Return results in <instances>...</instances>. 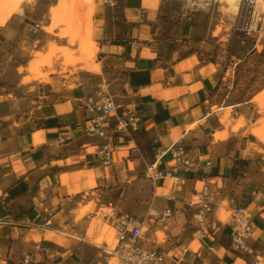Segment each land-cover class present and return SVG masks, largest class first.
<instances>
[{
    "label": "crops",
    "instance_id": "obj_1",
    "mask_svg": "<svg viewBox=\"0 0 264 264\" xmlns=\"http://www.w3.org/2000/svg\"><path fill=\"white\" fill-rule=\"evenodd\" d=\"M141 7L149 8L153 19L159 0H141ZM100 15L99 65L79 73L88 79L91 71L99 70L100 75L73 88L39 82L38 95L51 93L33 104L11 107L8 97L0 102V111L14 112L0 117V264H102L96 254L86 257V252L98 250L86 233L92 217L110 207L102 216L113 226L122 213L146 217L144 245L171 249L175 258L166 264H264V141L251 131L264 118V110L254 103L233 106L229 124L221 120L225 108L214 107L213 93L223 74L220 69L215 79L207 64L218 65L211 57L219 47L199 49L206 37L192 38V25L183 37L168 41L157 37L152 21L142 18L123 41L111 34L104 25L106 16ZM125 18L138 19L133 11ZM1 28L4 32L6 25ZM15 70L8 71V81ZM103 75L119 109L132 111L140 120L129 134L109 137L115 146L109 165L97 155L105 137L87 131L80 104L98 90ZM8 81L0 87V96ZM7 94L37 96L13 87ZM240 116L245 125L233 130ZM217 132L227 136L215 137ZM35 135L41 141L35 142ZM178 141L191 151L193 161L190 172H179L181 184L168 176L148 177V165ZM134 144L139 148L135 153L130 151ZM168 160L167 155L159 158L157 169H168ZM204 184L216 192V201L201 224L190 199ZM89 203L92 209L81 215ZM237 206L250 211L254 226L246 251L231 248L230 220L219 217L222 209L231 214ZM168 207L172 212L165 215ZM212 222L215 226L208 227Z\"/></svg>",
    "mask_w": 264,
    "mask_h": 264
},
{
    "label": "rangeland",
    "instance_id": "obj_2",
    "mask_svg": "<svg viewBox=\"0 0 264 264\" xmlns=\"http://www.w3.org/2000/svg\"><path fill=\"white\" fill-rule=\"evenodd\" d=\"M114 1L115 3L111 5L105 3L104 0H94L102 12L94 15V30L97 32V35H94L95 40H97L99 33L100 14L106 16L104 25L107 26L111 34L121 38L123 41L130 38L132 25L139 22L142 18L152 21V30H157V37L168 41L183 37L182 35L185 32H189V26L192 25V38L196 35L198 39L206 37L204 44H217L219 47L218 52L211 57L212 60L218 62L223 74L220 84L216 86L213 93L214 107L216 109L230 107L228 119L231 118L233 106L254 103L260 111L264 110V108L260 107L259 102L255 101L264 90V33L262 35L257 34L254 39L242 43L240 37L234 31L233 24L238 21L244 0H241L239 12L233 20L225 14L224 7H222L223 4L219 3V0H193L199 5L187 0H159L155 19H149V8H142L141 0ZM206 1H209L210 4L206 5ZM52 2L66 4L68 0H33L31 2L27 0H0V87L5 84L4 82L8 81L5 78L8 71L16 68L15 76L8 81L9 84L4 89V96H0V102L5 97H8L12 101L11 107L14 105L18 107L20 103L33 104L36 99L51 93L38 95L39 82H51L56 88H73L79 84H88L100 75L99 70L90 72L91 79L79 74L95 68L80 69L82 65L86 64V62L81 60L80 39L84 33L82 25L75 24L72 26L61 23L53 25L51 31L45 30L44 26L49 24L47 12ZM20 8L23 9L22 13L18 12ZM128 11H133L138 19L133 22L128 21L125 18V13ZM138 11L141 12L139 13ZM183 11L187 13L186 17L182 14ZM5 25L6 30L3 32L1 26ZM218 28H222V32L219 35L212 36V30H217ZM215 31H213V34ZM63 48L69 52L64 53L62 51ZM97 56L98 53L95 61ZM237 56H241L242 59ZM34 59L40 60L39 71L41 74L46 73L48 80H44L45 77H38L26 82L23 81V77L29 74V63ZM53 68L60 69L62 72H52ZM66 72H69V75ZM50 73H57L58 77L49 78ZM62 77H65V81L61 80ZM10 87L21 88L25 93L30 95L37 94V96L8 95L7 90ZM101 87L111 92V83L105 75H103ZM60 91L61 89L53 92ZM225 113L226 109L221 120L225 117ZM10 114H14V112L6 113V111H0V117ZM241 120L244 121L243 116L236 120V124ZM263 121L264 118L259 119L258 123L251 127V130L263 127ZM226 124H229V122ZM244 125L245 122L242 126ZM89 150L93 151L95 148L91 147ZM91 206L92 203H89L83 207L80 212L81 215L91 210ZM111 210V207L102 208L96 216L92 217L86 233L87 239L98 247V250L86 252V257L90 253L96 254L101 259L102 264H119L115 253L117 244L116 228L109 221L104 220L102 216V212L109 213ZM219 216L225 221L230 217V213L222 209ZM100 217L111 226L114 238V242L111 245L106 241H96L99 231L93 226ZM91 229H93L92 237L89 236ZM145 231L146 227H144ZM157 236L159 241L164 239V234L161 231L157 233Z\"/></svg>",
    "mask_w": 264,
    "mask_h": 264
},
{
    "label": "built area",
    "instance_id": "obj_3",
    "mask_svg": "<svg viewBox=\"0 0 264 264\" xmlns=\"http://www.w3.org/2000/svg\"><path fill=\"white\" fill-rule=\"evenodd\" d=\"M193 4H198L196 1ZM105 3L113 5L114 0H104ZM210 4L209 1L205 2ZM242 11L238 21L234 23V31L242 43H246L264 31V1L244 0L242 3ZM183 15H186L185 13ZM87 115V131L90 134H97L105 137L97 149L99 159L106 165L113 161V152L115 146L111 143L109 137L123 136L129 134L131 129L138 128L139 117L128 109L120 110L114 101L113 95L98 86V90L94 93L86 95L81 101ZM113 118L111 121L110 119ZM108 130H112V134L108 135ZM130 151L135 153L139 151L136 144L132 145ZM168 156V169L158 170L157 162L162 156ZM191 151L186 148L182 141H178L167 149L160 151L156 160L148 165L146 175L152 179L168 176L176 185L181 184L182 172H190L192 165ZM206 166H210V161L206 162ZM216 201V192L208 184L202 185L200 189L193 192L190 203L197 207L194 218L198 223H206L207 216L212 212L213 205ZM168 207L164 210L165 215L171 214ZM157 214V213H156ZM230 243L233 250L246 251L248 249L247 241L253 236V222L250 211L243 206L234 207L230 217ZM146 217L135 218L129 214L122 213L115 217V228L117 244L115 253L119 264H166L167 260L173 261L175 254L171 249L161 245L145 246L144 227ZM208 227H214L215 224L208 223ZM29 257L25 255L24 262H29ZM54 264H67L65 261L59 260Z\"/></svg>",
    "mask_w": 264,
    "mask_h": 264
},
{
    "label": "bare ground",
    "instance_id": "obj_4",
    "mask_svg": "<svg viewBox=\"0 0 264 264\" xmlns=\"http://www.w3.org/2000/svg\"><path fill=\"white\" fill-rule=\"evenodd\" d=\"M27 1L31 2L33 0H27ZM259 1H264V0H259ZM199 3H201V2H199ZM219 3L223 4L222 7H224L225 14L228 16V18L233 20V18H235L236 14H238V12H239L241 0H219ZM192 6H193V4H192ZM200 6H203V5H200ZM18 12L22 13L23 9L22 8L18 9ZM100 12H101V8L98 6L97 3L94 2V0H68V2L66 4H60V3L52 2L50 4L49 10L47 12L48 13L47 14V21L49 24L44 26L45 30H47V31H51V27L53 25L61 24V23H65L67 25H72V26L75 24L82 25L84 33L80 39V50L82 52L81 60L86 62V64H84L80 67V69H83V70H86L89 67H96L99 65L98 63L95 62V58H96V55H97L98 50H99V43L94 39V35L95 34L97 35V32H95L96 30H94V15H97ZM86 17H88V18H86ZM38 25H40V24L38 23ZM67 29H69V27H67ZM221 32H222V28H218L215 31L214 35H219ZM263 33H264V31L261 32L260 35H262ZM146 34H147L146 31L142 32V36H146ZM198 47H199V49H204V50L210 51V50H212L213 45L212 44L211 45L210 44L209 45L202 44V45H199ZM62 51L64 53L69 52L65 48H63ZM196 59H197V57H196ZM39 63H40L39 59H37V60L34 59V60L30 61L29 68H28L29 74L27 76L23 77L24 82L29 81L30 79H37L38 77H45L44 80H48L47 74L46 73L41 74V72L39 71ZM207 64L213 70V73L211 74V76H213L215 79H217L219 77L220 68L218 67V65H215L211 62H208ZM20 70H22V69H20ZM51 71L52 72H55V71L62 72V70L55 69V68H53V70H51ZM255 101H258L260 107L264 108V91L262 93H260L259 97L256 98ZM225 109H226V113H225V117L222 119V121L228 123L229 122L228 115H229L231 108L227 107ZM243 124H244L243 120H241L237 124L235 122V124L233 126V130L239 129ZM241 130H243V129H241ZM251 131L258 138H260L261 140L264 141V126L259 127V128H253ZM225 135H226L225 132L215 133V137H224ZM41 139L42 138L37 137L36 135L34 136L35 142H39V141H41ZM83 186L84 185H80V188ZM76 216H78V215H76ZM94 224L95 225L93 227L99 231V236H98L96 241L97 242L106 241L109 245H111L114 242L113 233L111 232L112 231L111 226L107 222H105L102 217H100L99 220H97ZM93 229H91L89 232V236H91V237L93 234ZM96 237H95V239H96Z\"/></svg>",
    "mask_w": 264,
    "mask_h": 264
}]
</instances>
